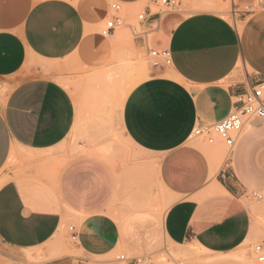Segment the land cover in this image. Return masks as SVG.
Returning <instances> with one entry per match:
<instances>
[{
    "label": "crops",
    "instance_id": "crops-1",
    "mask_svg": "<svg viewBox=\"0 0 264 264\" xmlns=\"http://www.w3.org/2000/svg\"><path fill=\"white\" fill-rule=\"evenodd\" d=\"M143 1L0 0V264H138L164 242L202 249L208 264L242 263L237 252L252 242L264 255V119L245 126L219 167L193 135L264 79V13L242 34L211 12L154 17L133 39L103 33L111 3ZM124 48L170 59L130 91L119 119L152 168L145 177L97 154L57 77L58 65L99 69ZM243 56L253 73L241 79ZM71 134L73 153L62 148Z\"/></svg>",
    "mask_w": 264,
    "mask_h": 264
},
{
    "label": "rangeland",
    "instance_id": "rangeland-1",
    "mask_svg": "<svg viewBox=\"0 0 264 264\" xmlns=\"http://www.w3.org/2000/svg\"><path fill=\"white\" fill-rule=\"evenodd\" d=\"M155 1L144 0L138 7L129 10L121 8L118 13L111 10V16H117L122 21V25L117 27V31L128 39H133L134 35L140 34L141 28L137 17L146 10L152 14L160 12V7ZM174 1L177 3L176 13L183 16L200 12L216 13L226 17L229 22L233 23L240 34L243 33L244 28L252 20L264 13V0H257L248 6L237 5L235 15L231 13L229 5L222 3L220 0ZM112 4H110V9ZM245 48L247 54H258L257 44L251 39H246ZM57 67V77L72 95L78 118L87 127H90L94 134L89 141L91 144L99 145L97 154L110 162L116 161L130 175L131 173L134 175L143 174L145 177L152 172V168L144 163V156L128 142L119 123L127 95L136 85L149 76L151 65L146 54H138L134 51L130 53L124 48L119 56L99 69L80 68L73 62H69L64 68H60L59 65ZM236 72L240 74L241 79L247 73H253L250 66L245 63L244 56L239 61ZM77 142L78 137L71 134L62 144V148H66L70 153H73ZM198 146L213 149V154L217 157L214 162L218 167L228 158V151L219 139L214 145H209L204 138H198ZM2 183L3 180H0V185ZM69 241L73 242L72 239H69ZM257 245H260V243L252 242L248 248L239 250L237 254H242L240 256L242 263H236L258 264L254 254V248ZM246 252L252 253L249 263L244 258ZM121 254L125 255V253H118V256ZM27 258L32 261L29 254H27ZM209 258L212 257L202 249L190 245L174 246L164 242L155 255L145 259L139 258L138 264H208L206 260ZM113 259H115V256ZM89 264L101 263L98 260H93Z\"/></svg>",
    "mask_w": 264,
    "mask_h": 264
},
{
    "label": "built area",
    "instance_id": "built-area-1",
    "mask_svg": "<svg viewBox=\"0 0 264 264\" xmlns=\"http://www.w3.org/2000/svg\"><path fill=\"white\" fill-rule=\"evenodd\" d=\"M224 4H228L231 13L235 15L237 4L235 0H220ZM160 7V12L152 14L150 11H144L138 15L139 24L145 23L152 18L158 19L160 16L175 13L177 3L174 0H156ZM111 10L115 13L120 11V5L113 3ZM122 25V21L117 16H112L106 22V29L103 32L114 30ZM154 27L150 32L155 31ZM152 68H159L163 65H169V53L150 50L147 54ZM264 119V79L257 82L247 92L237 94L233 97L232 109L228 115L222 120L213 123L209 126L198 127L193 131V135L198 138H204L209 145H214L219 139L228 151V157L234 151L239 139L241 138L245 126L252 120ZM262 246L257 245L254 248V254L258 262L264 261ZM118 260H125L124 256L118 257Z\"/></svg>",
    "mask_w": 264,
    "mask_h": 264
},
{
    "label": "bare ground",
    "instance_id": "bare-ground-1",
    "mask_svg": "<svg viewBox=\"0 0 264 264\" xmlns=\"http://www.w3.org/2000/svg\"><path fill=\"white\" fill-rule=\"evenodd\" d=\"M207 8H210V7H207ZM213 159H214V157H213Z\"/></svg>",
    "mask_w": 264,
    "mask_h": 264
}]
</instances>
